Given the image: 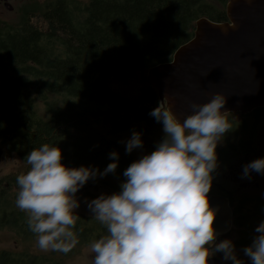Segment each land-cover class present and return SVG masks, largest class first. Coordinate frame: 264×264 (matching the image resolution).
<instances>
[{
    "label": "trees",
    "instance_id": "obj_1",
    "mask_svg": "<svg viewBox=\"0 0 264 264\" xmlns=\"http://www.w3.org/2000/svg\"><path fill=\"white\" fill-rule=\"evenodd\" d=\"M226 2L49 0L31 4L15 24L0 21V68L14 74L0 85V144L24 163L32 148L57 144L65 165L99 170L115 150V171L98 177L104 187L119 191L123 170L136 159L116 136L135 125L162 126L149 115L160 100L146 81L148 68L170 60L192 36L197 18L227 20ZM110 80L138 84L137 93L124 96L109 86ZM17 175L0 178L13 189L12 196L10 187H0V227L9 226L22 240L33 239L27 213L15 204ZM75 215L77 244L69 252L0 249V264H61L78 247L106 234L91 216Z\"/></svg>",
    "mask_w": 264,
    "mask_h": 264
},
{
    "label": "clouds",
    "instance_id": "obj_2",
    "mask_svg": "<svg viewBox=\"0 0 264 264\" xmlns=\"http://www.w3.org/2000/svg\"><path fill=\"white\" fill-rule=\"evenodd\" d=\"M224 102V93L216 92L193 103L182 120L160 103L150 110L162 125V139L123 170L119 191L87 202L91 218L106 229L89 245L92 264H209L214 253L243 264L231 239L215 241V212L207 197L218 166L217 144L232 129L221 111ZM142 143L141 133L133 131L125 152ZM109 157L111 162L99 170L65 165L57 144L43 143L26 154L29 167L15 178V204L27 213L39 249L67 253L77 244L72 231L79 205L75 194L90 178L115 171L118 153L113 150ZM252 172L264 174V157L243 165L242 177ZM254 233L243 255L250 264H264V219Z\"/></svg>",
    "mask_w": 264,
    "mask_h": 264
},
{
    "label": "water",
    "instance_id": "obj_3",
    "mask_svg": "<svg viewBox=\"0 0 264 264\" xmlns=\"http://www.w3.org/2000/svg\"><path fill=\"white\" fill-rule=\"evenodd\" d=\"M225 11V21L197 18L192 36L170 60L148 68L147 83L180 120L193 103L216 92L224 93V113L264 106V0H227ZM207 197L215 212L213 227L217 235L224 233L231 219L227 199ZM209 264L223 262L210 256Z\"/></svg>",
    "mask_w": 264,
    "mask_h": 264
},
{
    "label": "flooded vegetation",
    "instance_id": "obj_4",
    "mask_svg": "<svg viewBox=\"0 0 264 264\" xmlns=\"http://www.w3.org/2000/svg\"><path fill=\"white\" fill-rule=\"evenodd\" d=\"M9 2L10 0H0V8L11 10L9 8L12 6ZM160 105L163 106L161 102ZM261 108L256 107L247 112L223 113L232 129L226 132L217 144L218 166L214 170L207 194V196L225 197L231 213L228 230L216 235L215 241L225 239L234 231L233 243L239 248L241 255H243L242 249L251 243L255 235L254 228L264 219V195H262L264 194V174L252 172L249 177H242L243 165L255 158L264 157V124H262L264 113L260 110ZM130 128L139 130L141 133L143 143L140 148L144 151L143 154L154 150L156 143L164 135L162 131L157 130L162 129L160 125L150 128L135 125ZM244 257L248 260L246 256Z\"/></svg>",
    "mask_w": 264,
    "mask_h": 264
},
{
    "label": "rangeland",
    "instance_id": "obj_5",
    "mask_svg": "<svg viewBox=\"0 0 264 264\" xmlns=\"http://www.w3.org/2000/svg\"><path fill=\"white\" fill-rule=\"evenodd\" d=\"M49 0H10L11 10L6 8H0V21L6 22L9 24H15L22 11L28 10L31 4H43ZM77 3H83L86 0H74ZM14 79V74L10 70H6L5 68H0V85H4L7 81ZM109 86L117 91H119L122 95L131 97L137 93L138 84H127L122 85L117 81L110 80ZM51 98L52 96L49 95ZM37 108L41 107V104H36ZM264 113V107L260 109ZM264 124V122L262 123ZM160 132L162 129H157ZM133 131H139L133 128H130L124 132H121L116 136V139L125 146L127 139L130 137ZM152 150H149L151 152ZM133 154L135 155V159H138L140 156L143 155V150L141 148H134L132 150ZM29 166L22 162V160L14 153L8 152L4 145L0 144V178L3 176L14 175V174H21L26 171ZM70 167V166H69ZM100 177L90 178L82 187H80L75 194L79 205L74 210L75 214H79L81 216H91L89 209L87 208V202L92 198L98 196L101 193L110 194L115 192L111 189L104 187L101 182ZM0 187L8 189L10 187L8 183L2 181L0 183ZM15 189V188H14ZM10 194H12L13 189L10 187L8 189ZM18 190H16L17 193ZM13 196V194H12ZM226 238H229L234 242L235 240V233L234 231L231 234L227 235ZM225 238V239H226ZM219 242V241H217ZM234 244V243H233ZM90 243L82 246L80 249L78 247V251L74 252L69 257L63 258V262L61 264H92L93 255L89 249ZM0 249H7L12 252H26L29 254H38V255H45L48 254L50 250L43 251L36 246L35 237L33 239L29 238L26 240H22V238L15 233V231L10 228L9 226H2L0 227ZM234 250L236 255L243 260V264H250V262L239 253V248L234 245ZM56 253V257L60 254ZM213 256H217L221 259L222 253H214ZM222 260V259H221ZM223 264H231V261H224L222 260Z\"/></svg>",
    "mask_w": 264,
    "mask_h": 264
}]
</instances>
